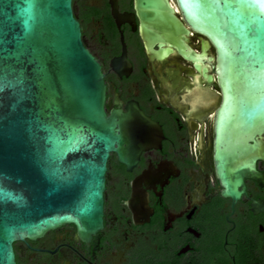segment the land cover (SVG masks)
<instances>
[{
  "label": "flooded vegetation",
  "instance_id": "1",
  "mask_svg": "<svg viewBox=\"0 0 264 264\" xmlns=\"http://www.w3.org/2000/svg\"><path fill=\"white\" fill-rule=\"evenodd\" d=\"M75 1L103 72L105 111L123 116L126 162L110 152L100 230L86 238L65 224L17 240L15 264H264V129L216 137L215 48L204 51L190 30L185 50L196 60L167 41L165 57L151 56L135 0H82L80 10ZM223 168L239 179L237 198L223 194Z\"/></svg>",
  "mask_w": 264,
  "mask_h": 264
},
{
  "label": "water",
  "instance_id": "2",
  "mask_svg": "<svg viewBox=\"0 0 264 264\" xmlns=\"http://www.w3.org/2000/svg\"><path fill=\"white\" fill-rule=\"evenodd\" d=\"M135 2L151 56L165 57L171 51L162 47L167 41L184 58L196 60L185 50L190 30L203 36L204 51L215 48L208 61L216 62L223 94L217 138L264 129V0H229L241 15H226L225 0ZM0 42L3 64L26 69L21 108L31 109L21 119L20 108H11L16 89L0 93V264H15L17 240L35 239L65 224L86 238L102 228L106 163L110 152L126 162L127 144L119 128L123 116L105 111L101 65L82 40L73 0H0ZM16 52L23 53V64ZM13 78L6 71L0 83ZM37 80L40 88L33 86ZM69 116L75 122L65 128ZM66 131L84 138L73 151H63ZM223 170L218 174L229 187L223 194L237 198L239 179L235 171Z\"/></svg>",
  "mask_w": 264,
  "mask_h": 264
},
{
  "label": "snow or ice",
  "instance_id": "3",
  "mask_svg": "<svg viewBox=\"0 0 264 264\" xmlns=\"http://www.w3.org/2000/svg\"><path fill=\"white\" fill-rule=\"evenodd\" d=\"M248 7H254V5L249 4ZM224 13L226 15L231 14V15H241V13L239 12V9L234 7L233 4L229 3V0H225V5H224ZM2 43V42H0ZM13 55L15 56L16 60L18 63L23 64V61L20 60V56L23 55L22 52H16L13 53ZM5 58L4 57H0V80H2L3 78V74L7 71L9 74H13L14 78L12 80L7 81V83H0V93H2L5 89V87L9 88V89H16V91L12 92V96H11V108L12 110H16L17 108H20V118H23V113H28L31 111V109H29L28 107H22L21 105L23 104V102L25 101V99L27 98L24 95V84L27 81V77L24 75L26 69L21 67L19 69H17L16 67H14L13 65H7L5 66L3 64V60ZM30 63V61H29ZM18 73V75H17ZM37 88L41 87V82L39 80H37L35 82V84L33 85ZM3 96L0 95V108H3ZM73 111L75 112H79V106L74 105L73 106ZM69 123L65 125V128H67L70 123H74L75 121L73 120L72 117H66L65 118ZM15 131L16 134L19 133L18 129H10V134H12V132ZM66 135L68 136V140L65 141H61V143H67L68 147L64 148L63 151L67 152V151H73L75 148L78 147V143L79 142H83L84 138L83 136H79L76 137L74 136V134L72 132H67L66 131ZM4 136V127L2 122H0V138H2Z\"/></svg>",
  "mask_w": 264,
  "mask_h": 264
},
{
  "label": "rangeland",
  "instance_id": "4",
  "mask_svg": "<svg viewBox=\"0 0 264 264\" xmlns=\"http://www.w3.org/2000/svg\"><path fill=\"white\" fill-rule=\"evenodd\" d=\"M81 2H82V0H76V1H75V7H76V10H80Z\"/></svg>",
  "mask_w": 264,
  "mask_h": 264
}]
</instances>
